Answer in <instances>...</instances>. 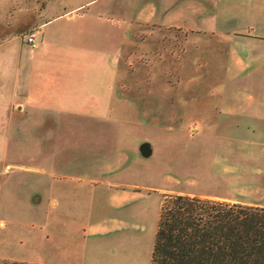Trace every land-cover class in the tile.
Instances as JSON below:
<instances>
[{"label": "crops", "instance_id": "obj_1", "mask_svg": "<svg viewBox=\"0 0 264 264\" xmlns=\"http://www.w3.org/2000/svg\"><path fill=\"white\" fill-rule=\"evenodd\" d=\"M5 2L12 3L8 13L11 18L6 22L9 27L14 25L18 13L25 14L32 23L11 35L16 37H8L10 42L20 37L21 43L6 54V59H0V94L3 88L8 93L6 107L0 106V192L7 169H19L21 184L14 189L20 187V199L7 201L18 204L19 200L17 207L21 204L23 210L31 211L28 217L31 220L24 221V215L15 221L14 214L9 222L27 227L28 231L33 229L31 236L20 240V245L34 252L28 259L5 258L31 264H152L158 227L150 251L144 252L141 240L132 230L134 221L130 213L122 209L126 199L103 188L97 205L107 210L106 217L102 222L81 225V247H73L75 242L67 238L57 237L53 241L50 235L47 240L35 237V229H59L60 219L44 221L41 213L47 206L55 208L65 201L64 185L87 192L88 183L100 185L99 179L94 178L100 169L109 175L113 168L91 165L93 157L100 162L99 150H93L87 139L80 143L68 141L62 138V132L99 131L103 126L97 125L109 121L114 113L173 116L179 110L195 106V91L188 89L180 94L178 86L173 91L171 79L175 78L177 84L182 78L194 83L202 77V66L209 61L215 70L213 74L217 73L213 76L217 92L214 103L209 101L203 105L204 109L208 108L210 115L225 125L243 128L252 135L264 133V0ZM137 25L185 31L193 36L181 45V53L170 55L173 68L171 74L169 69L165 72L169 84L164 92L165 103L161 102L163 97L157 96H150L146 105L117 102L124 52ZM34 29L39 31L37 48L25 40L26 34ZM149 77L152 82L163 79L157 69ZM170 124L152 128L172 133L174 127L171 121ZM143 152L142 144L130 147L126 157L119 161L124 163L117 171L135 160L136 155L146 154ZM157 152V147L151 145L150 156H156ZM170 158L167 155V163ZM46 163L51 165L49 169ZM127 167L134 169L133 165ZM174 193L197 196L161 190L160 204L165 195ZM198 196L264 207L235 198ZM113 209L123 212L112 216L109 211ZM0 224L6 225V221L1 220ZM108 234L116 235L103 239Z\"/></svg>", "mask_w": 264, "mask_h": 264}, {"label": "rangeland", "instance_id": "obj_2", "mask_svg": "<svg viewBox=\"0 0 264 264\" xmlns=\"http://www.w3.org/2000/svg\"><path fill=\"white\" fill-rule=\"evenodd\" d=\"M5 1L7 0H0V41L4 39L0 42V59H6V54L21 43L20 37L11 40L12 42L8 41V37L32 23L25 14L18 13L14 25L9 27L6 22L11 18L8 13L9 9H12V3L8 5ZM192 38L193 36L185 31L159 29L150 25L135 26L123 56L121 70L124 73L119 81L117 102L146 105L149 104L150 96H157L163 97L161 102L165 103L164 92L169 86L165 72L173 68L170 55L181 53V45ZM207 63V66H202V77L194 83L182 78L177 84L175 78L171 79L170 87L173 91L177 90V86L180 94L183 90L195 91V106L182 112L179 110L173 116L114 113L109 121L97 125L103 126L99 131L62 132V138L68 141L72 139L80 143L87 139L91 142L93 150H99L100 162H97L98 158L93 157L91 165L113 168L109 175L100 169L99 175H94L95 179H99L100 185L88 183L87 192L82 193L81 188H64V185L62 191H67L64 193L65 201L55 208L49 205L47 210L41 213V219L44 221L60 219L59 229H35V237L39 235L47 240L50 235V240L53 241L57 237L60 240L67 238L75 242L73 247H81V225L90 221L102 222L103 217H106L107 210L103 211L97 205L98 194L102 188L111 194L117 192L126 199L122 209L130 213L134 221L132 230L141 240L144 252L150 251L151 242L154 241L153 233L158 227L161 190L182 191L197 196L235 198L264 206V133L256 132L252 135L243 128L236 129L233 125H225L224 122L214 119L208 108L204 109L209 101L214 103L217 92L216 77L213 78L217 73L213 74L215 70L212 64L209 61ZM218 67L217 64L216 68ZM155 69L163 75V79L152 82L149 76L155 73ZM3 89L0 94V106L5 108L8 93L7 89ZM170 121L174 127L172 133L152 128L160 126L161 123L171 125ZM139 144H142L143 153L146 154L140 157L136 155L135 160L117 171L116 168L124 163L120 164L119 161L126 157L128 149L136 145L138 147ZM151 145L157 147L156 156H150ZM167 155L172 157L168 163ZM127 165H133L134 169H128ZM50 166L45 164L47 169ZM64 167L69 169L68 166ZM21 179L19 169L10 167L1 180L0 221H6V225L0 224L1 261L11 260L5 258L7 256L28 259L34 253L20 245V240L27 235L31 236L33 229L28 231L27 227L12 225L9 222L14 214L17 215L15 221L21 220L24 215V221L31 220H28L31 211L23 210L21 204L17 207L19 200L18 204L7 201L14 202L16 197L20 199V187H14L20 186ZM12 192L17 196H13ZM122 209H113L109 213L112 216L120 215ZM39 217L36 215V218ZM116 234H108L103 239H109Z\"/></svg>", "mask_w": 264, "mask_h": 264}, {"label": "trees", "instance_id": "obj_3", "mask_svg": "<svg viewBox=\"0 0 264 264\" xmlns=\"http://www.w3.org/2000/svg\"><path fill=\"white\" fill-rule=\"evenodd\" d=\"M152 264H264V207L165 195Z\"/></svg>", "mask_w": 264, "mask_h": 264}, {"label": "built area", "instance_id": "obj_4", "mask_svg": "<svg viewBox=\"0 0 264 264\" xmlns=\"http://www.w3.org/2000/svg\"><path fill=\"white\" fill-rule=\"evenodd\" d=\"M39 31L37 29L29 31L26 36L25 40L28 45L32 48H37L39 46V39H38Z\"/></svg>", "mask_w": 264, "mask_h": 264}]
</instances>
